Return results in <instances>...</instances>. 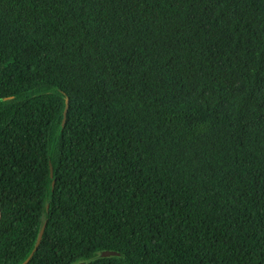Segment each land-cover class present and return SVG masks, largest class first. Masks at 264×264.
<instances>
[{
    "label": "trees",
    "instance_id": "obj_1",
    "mask_svg": "<svg viewBox=\"0 0 264 264\" xmlns=\"http://www.w3.org/2000/svg\"><path fill=\"white\" fill-rule=\"evenodd\" d=\"M0 206V264H264V0H0Z\"/></svg>",
    "mask_w": 264,
    "mask_h": 264
},
{
    "label": "water",
    "instance_id": "obj_2",
    "mask_svg": "<svg viewBox=\"0 0 264 264\" xmlns=\"http://www.w3.org/2000/svg\"><path fill=\"white\" fill-rule=\"evenodd\" d=\"M68 109H69V97L66 96V106H65L64 117H63V122H62L63 125L65 124L66 119H67ZM51 176L52 177L54 176V168H53V165H51ZM54 185H55V181L53 180V187H54ZM2 220H3V212H2V208L0 206V227H1V224H2ZM46 226H47V223L44 222L43 225H42V227H41V229H40V232H39L37 241H36V243H35L32 251L30 252V254L28 255V257L21 264H27L31 260V258L35 254V252L38 250V247H39V245H40V243L42 241V238H43V235H44ZM116 254H119V252L116 251V250H110V249L104 250L101 253L102 256H110V255H116ZM78 264H84V261L81 262V263H78Z\"/></svg>",
    "mask_w": 264,
    "mask_h": 264
}]
</instances>
